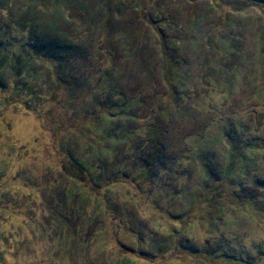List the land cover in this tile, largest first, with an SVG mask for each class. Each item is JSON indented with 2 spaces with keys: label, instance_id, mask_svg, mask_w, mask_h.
I'll list each match as a JSON object with an SVG mask.
<instances>
[{
  "label": "rangeland",
  "instance_id": "374dc122",
  "mask_svg": "<svg viewBox=\"0 0 264 264\" xmlns=\"http://www.w3.org/2000/svg\"><path fill=\"white\" fill-rule=\"evenodd\" d=\"M67 2L0 0V264H264V0Z\"/></svg>",
  "mask_w": 264,
  "mask_h": 264
},
{
  "label": "trees",
  "instance_id": "16d2710c",
  "mask_svg": "<svg viewBox=\"0 0 264 264\" xmlns=\"http://www.w3.org/2000/svg\"><path fill=\"white\" fill-rule=\"evenodd\" d=\"M23 1H26L28 5V8H27L28 14L30 13L31 9L35 7H39L38 4L42 5V7L40 8L41 9L40 11H44L48 9L47 13H49L52 19L51 25H54L55 22L66 18L63 13V10H64V7H67L69 5V2H67V0H23ZM99 4L100 2L97 1L96 5H99ZM81 9L84 10L86 9V7H82ZM55 38L56 36H54L53 41H55ZM71 166H72L71 167L72 174L74 175V177L81 178V168L76 165H71ZM226 219H229L231 222L232 217H227Z\"/></svg>",
  "mask_w": 264,
  "mask_h": 264
}]
</instances>
